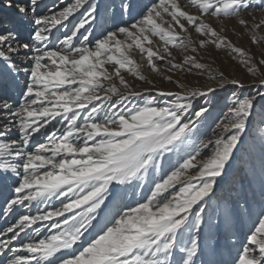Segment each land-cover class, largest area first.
I'll use <instances>...</instances> for the list:
<instances>
[{
  "label": "snow or ice",
  "instance_id": "1",
  "mask_svg": "<svg viewBox=\"0 0 264 264\" xmlns=\"http://www.w3.org/2000/svg\"><path fill=\"white\" fill-rule=\"evenodd\" d=\"M40 8L41 0H0V174L17 178L0 191V216L13 217L0 228V264H197L202 233L210 238L213 229L230 230L243 210L253 214L247 200L211 210L208 202L253 116L264 120V0H60ZM253 8L259 18L243 15ZM229 21L258 53L225 34ZM61 30L63 38L54 36ZM210 46L255 77L254 94L187 54ZM172 49L183 50L181 62L168 59ZM134 50L153 73L162 74V62L169 73L195 69L214 84L188 89L177 80L180 91L134 90L124 73L151 83ZM227 86L241 91H231L215 138L164 171L166 155L195 135L209 110L184 116ZM150 177L148 194L128 203L127 189H142ZM261 196L237 255L207 264H264V184ZM218 246L208 245L212 255Z\"/></svg>",
  "mask_w": 264,
  "mask_h": 264
},
{
  "label": "rangeland",
  "instance_id": "2",
  "mask_svg": "<svg viewBox=\"0 0 264 264\" xmlns=\"http://www.w3.org/2000/svg\"><path fill=\"white\" fill-rule=\"evenodd\" d=\"M69 2H72V0H65V3ZM93 2L104 4L106 0H93ZM138 2L140 5H144L151 3L152 0H138ZM46 3H48V7H51L53 5H59L60 0H41V4L44 5ZM181 3L186 4L187 0H181ZM192 11L195 10L193 9ZM253 14L255 17L259 18L261 12L259 9L253 8L249 9L248 12L243 13L245 17L251 16ZM78 18L79 14L72 18L70 25ZM124 20L127 23L133 22L128 18L127 15L124 17ZM62 31L63 30L60 32H55L54 36L63 38L61 35ZM96 34H99V30H97ZM225 34L228 35L229 38L238 46H243L255 53L260 51L257 46L250 44L247 35L244 34V30L238 25H235L234 21H229L227 23ZM192 38L195 41L198 40L199 37L196 34H193ZM153 39L155 41V46L158 47L162 45V42L159 41L158 37H154ZM172 52L173 57H168V59L174 58L175 62H181L182 57L185 54L183 50L172 49ZM187 54L197 55L198 59L203 57L201 62L209 64L211 68L215 69L216 71H224L229 78L241 79L242 82L245 83V88L242 90L243 94H254L256 92V87L251 83L255 77L247 74L242 65H239L235 60L231 59V55L227 50H216L210 46L207 49L200 50L198 53H191V51H189ZM132 55L137 60V63L144 65L141 68V71L148 78V80L151 81L149 84L133 77L131 74L124 73L126 79L134 90L142 91L145 88H159L165 91H180L175 83L177 80L182 82L188 89L203 88L207 85L214 84L213 81L208 79L207 73L201 76L197 74V70L195 69L191 73L183 71H173L169 73L167 72L166 66L162 62L160 63L162 74L153 73L147 69L144 60L138 51L134 50ZM109 70H111L110 66ZM165 75H171L173 77L172 82L164 79ZM23 79L24 78L21 77V80ZM227 88L230 90L217 89V93L214 96L200 98L195 109L190 110L189 113L184 116V122H187L190 119H196L194 116V111L199 110L200 106H203L209 110L208 115L204 119L200 120L198 124V131H196L195 135L190 136L189 140L185 141L184 145L178 150L166 155L163 164L164 171H168L173 165H176L180 161L181 157H183L186 153L192 152L195 145L198 144L199 141H207L215 138L213 129L216 128L217 123L221 122L224 114L231 106V91H241L236 89L234 86H227ZM261 91H264V89H261ZM151 95H155V92L153 91ZM113 99L115 100V97ZM159 99L164 100L170 98L160 97ZM135 102L136 101H133V103ZM55 123L56 122L53 121V125H55ZM50 128L51 126H49V128L45 131L50 130ZM35 140L43 142L41 136H36ZM210 151V149L204 150L199 159H203L204 157L210 155ZM190 174H194V172ZM4 175H7V180L3 179ZM14 179L17 178L12 176V174H0V191L5 190L3 188L5 183L11 184ZM262 184H264V120H262L259 115H254L247 131L243 135L241 142L234 152L233 158L226 167L225 175L222 178H218L215 188V195L212 196L211 200L208 202L211 210V208L216 207L218 204L222 205L226 201L231 203L239 200L240 203L243 204L244 201L247 200L253 214L250 216L248 211L245 209L241 212L240 216L236 220V223L230 230L216 232L215 229H213L210 238L202 233L200 244L201 247L205 249V254L198 255L196 258L197 264H200L201 261H204L205 264H207L209 259L216 261H230L232 257L237 255L240 245L246 243L245 237L249 233V229L256 219L255 212L258 209L262 199ZM150 187L151 177L149 182L146 183L142 189H134L133 187H129L125 195V200L128 203H132L134 205V203L137 200H140L142 196L148 194ZM0 199L1 201L3 200L4 203L2 195H0ZM56 203L58 205V202ZM33 205L34 210L32 212L34 213L36 211V205ZM40 207H44V205H40ZM216 241H219V246L216 249V254L212 255L211 249L208 247V245L211 244L213 247H215ZM179 255L180 254L177 253V258H179Z\"/></svg>",
  "mask_w": 264,
  "mask_h": 264
},
{
  "label": "bare ground",
  "instance_id": "3",
  "mask_svg": "<svg viewBox=\"0 0 264 264\" xmlns=\"http://www.w3.org/2000/svg\"><path fill=\"white\" fill-rule=\"evenodd\" d=\"M48 3H46V4H41V8L40 9H42L43 10V8H44V6L45 5H47ZM49 6V5H48ZM39 9V10H40ZM3 205V200L1 201V199H0V206H2ZM34 210V205L32 206V209H31V211H33ZM19 211L20 212H23L24 210L23 209H19ZM12 219H13V217L12 216H9V217H7V218H4V217H2V216H0V228H2V227H4V226H6V224L7 223H10L11 221H12ZM22 239L24 238L23 237V234H22V237H21Z\"/></svg>",
  "mask_w": 264,
  "mask_h": 264
}]
</instances>
